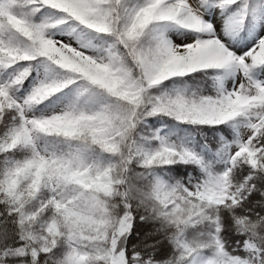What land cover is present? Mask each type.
<instances>
[{"label": "snow or ice", "instance_id": "obj_1", "mask_svg": "<svg viewBox=\"0 0 264 264\" xmlns=\"http://www.w3.org/2000/svg\"><path fill=\"white\" fill-rule=\"evenodd\" d=\"M0 264H264V0H0Z\"/></svg>", "mask_w": 264, "mask_h": 264}]
</instances>
